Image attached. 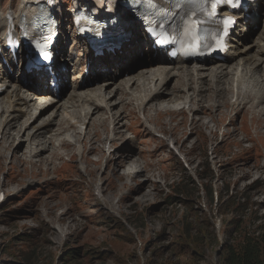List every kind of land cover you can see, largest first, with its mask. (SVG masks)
I'll use <instances>...</instances> for the list:
<instances>
[{"label": "rangeland", "instance_id": "374dc122", "mask_svg": "<svg viewBox=\"0 0 264 264\" xmlns=\"http://www.w3.org/2000/svg\"><path fill=\"white\" fill-rule=\"evenodd\" d=\"M19 1L0 0V9H16ZM61 4L63 7L72 6L71 0L67 3L64 0ZM62 11L66 16L68 10L63 8ZM65 16L63 29H68L67 19L70 16ZM255 30L258 32L255 40H258L263 34L264 20ZM74 40L72 31L63 39L64 53L72 62L66 77L69 89L61 94L62 100L69 98L74 84L72 80L84 71V62L76 61L81 56L79 50L73 47ZM140 45L138 50L129 53L133 54L132 57L124 58L126 63L123 65L130 66L132 73L141 69L143 61H148L149 49ZM236 63L238 59L226 66ZM195 65L188 64L189 68ZM215 66V62L209 65L212 68ZM113 67H117L116 71L113 68L112 71L118 80L123 78L119 67ZM241 67L245 68V65ZM18 69L19 66L11 71L13 78H17ZM239 69L240 66L236 65L234 71ZM104 70L100 69L92 76L93 84L104 82L103 75L107 73ZM260 70L264 71L262 67ZM246 73L242 70L239 73L241 79L237 81L234 80L238 77L237 73H232L230 78L228 76V81L224 80L225 89L220 94H229L228 83L234 84L232 88L236 85L242 88L233 92L248 91L250 99L247 98L249 94H245L249 102L246 112L222 108L220 111L213 110L212 114V104L217 105L222 100L215 97L210 89L202 95L210 97L209 101H201L205 106L210 105L202 112H194L192 108L195 105L192 103L185 107L186 111L182 109L174 113H170L165 106L159 110L148 108L145 115L152 121L147 126L154 133L137 132V136L135 129L144 128L145 118L137 114V103L131 98L123 108L124 112L121 107L125 102L122 106L121 94L117 91L112 100L119 101L114 112H120V116L116 114L110 118V113H98L97 117L101 119L94 118L92 128V120L89 119V124L82 127L83 130L91 128L88 140H91L95 130H99V133L96 132L98 137L95 134L91 143L101 151L91 153L87 160H80L76 155L80 142L76 144V149L59 150L60 139L57 138L52 147L58 155L47 152L35 156L38 146L28 141L11 160L14 150L11 146L15 144L17 147L19 140L8 138L2 142L0 139V193L3 192L5 198L0 203V264L16 261L19 253L30 251L31 247L37 264H55L53 260L70 249L79 253L77 264L80 260L83 264H146L152 261L159 264L162 260L166 264H223L221 245L224 242L235 246L242 242L244 233L256 237L264 234V77L258 80ZM112 88L115 91V87ZM8 90L2 94L4 99ZM132 95L135 96H128ZM239 98L244 99L243 94H239ZM237 99L233 101L235 104ZM227 101L228 98H225L224 102ZM257 101H262L259 106H255ZM180 102L182 100L175 104ZM75 105L78 107L73 108L70 115L77 121L79 104ZM63 113L60 109L55 125L64 116ZM158 113L162 116L156 119ZM229 118H232L231 124H228ZM26 120L27 117L23 116L10 132L15 135ZM39 121L40 118L35 124ZM116 127H120L121 131L117 135ZM71 132L72 136L66 135L69 132L64 134L67 136L65 140L73 141L74 130ZM113 139L116 140L112 143ZM171 140L176 142L173 147L169 144ZM127 148L132 149L133 158H128L125 165L115 170L119 160L111 166L110 159H117L116 153L120 159L121 154L129 152ZM237 156L247 158L241 160ZM106 160H110L107 168ZM83 164L85 170L81 167ZM136 164L141 165L143 172L133 178L131 175L134 172L130 174L128 171ZM54 168L58 169L57 173L53 172ZM6 171H10L9 174ZM247 172L249 175L244 176ZM99 179L105 191L104 204L111 209L98 200L94 184ZM256 180L262 183L253 186ZM31 181L33 184H29ZM211 191L214 197L212 204L209 199ZM14 192L17 194H11ZM220 192L223 199L228 192L232 193L240 205L247 201L246 208L238 213H224L222 208L224 214L219 215L216 207ZM186 221L192 224L191 237L185 228ZM238 221L242 224L237 230L233 222ZM205 230L209 232L207 235ZM26 235L33 236L35 243L24 245L17 241V238ZM201 237L203 240L198 242ZM89 252L105 254L102 259L98 255L91 259Z\"/></svg>", "mask_w": 264, "mask_h": 264}, {"label": "bare ground", "instance_id": "6f19581e", "mask_svg": "<svg viewBox=\"0 0 264 264\" xmlns=\"http://www.w3.org/2000/svg\"><path fill=\"white\" fill-rule=\"evenodd\" d=\"M44 1H48V0H20L17 9L14 12L16 23H18L20 19L23 17H27V18L31 17L35 7H37L41 2ZM56 1L57 3L59 2L58 0ZM90 1L96 2V0H90ZM112 1L115 3L118 0H112ZM71 3L74 4V7L69 9L70 14H72L75 11L76 6L94 5V4L90 5L86 0H71ZM263 4H264V0H262V5ZM99 7L100 8L105 7L104 2H101ZM109 12H114V13L119 12L121 13V17H124L123 11L119 9L118 6L111 5ZM101 13L103 14L104 12L101 11ZM238 19L240 20V23H238V26L240 28H237L234 31V35L236 38L230 39L231 44L229 46V51L226 54V59L217 62L211 60L212 62H216L215 63L216 66L213 68L209 67L211 63H206L207 61L189 68L188 62H184L179 59L169 61V59L164 53L150 48L151 54L149 53L148 61L147 60L143 61L141 69L137 72L132 73L133 69L130 68V66L127 67L123 65V63H126L124 58L126 59L128 57L127 55H130V57H132L133 54H129V53L138 50L139 47L141 46L140 44H143V42L138 43L137 41H136L137 43L136 42L132 43L133 40L135 39V37H133L129 39V42L127 41V43L123 45L125 51L126 50L129 51L125 52L124 54L118 55L115 61L116 63L103 64L102 67L106 68L108 73L104 77L105 79L102 84H98V85L93 84L92 82L94 78L91 77L92 75L86 76L85 72L83 73L82 71V73L76 79L74 78L72 80V82H74V84L72 85V91L70 92L69 98H64V100H62L60 97L61 92L58 95L57 94L51 95L50 89L35 87L31 85V81H29V77H33L32 75L38 76L37 79H35V81L43 82V79H41L42 77L41 72H28L25 66L23 67L21 66V68L18 69L17 78L15 77L13 78L12 74L7 69L8 67L3 64L2 57H0V69L2 73V77L0 79V86L1 85L6 86L5 90L2 93H0V111H1L0 128L2 126V131H1L2 137L0 139H2V142H6L8 138L19 140L17 147L15 146V144L11 146V148H14V150L12 149V156L10 157V159L11 160L15 159L14 157L18 155L17 152L20 149V147L23 145V143H28V141L33 146L34 144L38 146L34 152L35 156H42L45 155V153L47 152L51 153L52 155H58L57 151L52 147V143L54 142V139L57 138L60 139L58 145L59 150L66 151L69 150L70 147L76 149L77 147L76 144L80 142L81 147H78L76 149V155L77 157H80V160L83 159L87 160L91 153H94L95 151L98 150L101 151L100 149H97L94 146L95 145L94 143H91L94 140V136L96 132L99 133V130H95L93 132V137H91V140H88L90 129L93 127L94 118L101 119V117H97L98 113H110L109 114L110 118L115 117L116 114L119 115L120 113V112H114V109L119 104V101L117 102L115 100L114 101L112 100L113 97L116 96L117 91H120L121 94L120 102L122 103V106H123V102H125V105L121 107V109H123L127 104H129V101L132 99L137 103L136 105L137 114L139 116H144L145 118V120H143L144 128H142V130L135 129L136 136L137 134H139L137 132H143L145 134H147V132L154 133V131L151 128H149V126H147V123H151L152 121V119L149 120L145 115V112L148 108H154L156 110H159L161 108H164L165 106L170 113H174L182 109L186 111L185 107L188 108L190 106L188 104L192 103L193 105H195V107L192 108L194 112H198V111L202 112L205 109H207L206 107L210 106V105L205 106L201 102L203 99L209 101L210 98L209 96H202V95L206 92V90H210V89L212 90L211 93L213 92L212 94H215V97H218L219 100H222L217 105L212 104L211 106L212 114H213V110L220 111L222 108H227V109L230 108L231 110H237L240 111L241 113L243 111L246 112V110L249 107V102L245 99L246 98L245 94H249L248 91L243 90L244 92L242 91V93L233 92L234 89L240 91L242 90V88L237 87L236 83H235L236 87L232 88L234 84L228 83V87L230 90L229 94H225V95H220V94H222L226 86L224 80L228 81L227 77L229 76L230 78L232 73L238 74V77L234 79L236 81L241 79L239 77V73L242 70H246L247 71L246 75L250 73L254 75L258 80L259 78L264 77V71L260 70L261 67L264 69V31L261 37L258 40H255L257 39L258 32H255L256 30L249 31L250 27H252V23H253L252 19L246 18L245 14L238 15ZM64 20L65 19L62 18L61 24L64 22ZM5 23L6 20L4 19L1 20L0 23L1 29L5 28ZM74 42L75 44H73V47L79 50V56H81V58H77L76 61L78 62L82 60L86 62L88 60L87 62L91 66H93L92 62L95 61V65L92 68H90V71L91 73L96 72V69L98 68L99 65L98 63H100L99 60L88 59L89 56L84 54L85 49L82 39H79L78 37L75 36ZM150 46L151 43H149V47ZM62 52H63V47L60 49L61 54ZM68 57L69 56L66 55L63 58L69 60ZM237 59H238V63L234 65L232 64L230 67L226 66V64H229L233 61H237ZM60 62H62V58L59 60L58 63ZM155 64L157 65L155 66ZM236 65L240 66V69L234 71ZM244 65L245 68H242L241 66ZM113 66L119 67V69L122 71L121 73L123 74V78H120L118 80V77H116V74L112 71V68L114 71H116L117 67L114 68ZM59 67L60 64L58 65V68ZM76 70L77 69H74V72H77ZM27 74H32V75H27ZM99 75L102 74L99 73ZM66 76H67V72L63 71L61 83L64 84L63 78L65 79ZM88 77H91L90 81L88 80ZM117 80L119 82L118 83L116 82L117 84L114 83ZM229 81L234 82L232 80ZM172 82L173 84L171 86ZM112 87H115V91ZM9 88L10 90H8ZM68 89H69L68 85L65 86V88L62 89V94L63 92L68 91ZM7 90H8V94L4 99L2 97V94ZM129 94H135V96L132 95L131 97H129L128 96ZM239 94H243L244 99L242 98L237 99L239 97ZM225 98H228V101L226 103L224 102ZM247 98L250 99V94L247 96ZM236 99L237 101L235 104V102L233 101ZM180 100H182V102L175 104L176 101H180ZM260 102L262 101H257L255 106H259ZM76 103L79 104V109L76 114L78 120L74 121L71 118L70 114L73 108L78 107L75 105ZM60 109H62V111L64 112L63 113L64 116L55 125L54 120ZM123 111L125 112L124 109ZM130 111L131 110H129V113ZM3 113H4L3 121H1V116ZM93 115L95 116L93 117ZM23 116H26L27 120L22 126H19L18 132L15 135H13V133L10 132V130H12L14 126L19 124V121ZM161 116L162 115L158 113L156 115V119H158ZM39 118H40L39 123L35 124L36 120H38ZM87 119L92 120L91 128L88 130L87 129L88 127H86L85 130H83L82 127L89 124V121H87ZM29 122H31L32 124H29ZM231 122H232V118H229L228 124H231ZM80 124L83 126H80ZM117 124H120V122H117ZM122 126L123 124H121V127ZM119 128L120 127L115 128V135L121 132L119 131ZM7 129L9 130L8 136L5 137ZM237 129L240 130L241 128H237ZM71 130H74L72 137L73 141H67V139L65 140V137L72 136ZM68 132L69 134H66L67 136H64V134ZM96 137H98V134H96ZM115 140L116 139H113L112 143L115 142ZM32 141L34 142V144ZM222 142L219 143L216 147L218 148L219 146H221ZM10 143L11 141L9 142V146ZM175 143L176 142L173 140L169 141L170 145L171 144L174 145ZM48 147L49 150L46 151ZM1 149L2 148L0 147V157L2 156ZM127 149L129 152L121 154L120 159L118 153H116L115 156L118 157L117 159H113V158L110 159L112 162L111 166L112 164H114L119 160L114 167L115 170L117 167L125 165V162L128 158H133L132 149L130 148ZM39 150L43 153H40ZM74 155L75 154L73 153V156ZM237 157L242 158V156H237ZM246 158L247 157H243L241 160H244ZM11 160L9 162H11ZM110 160H106V168L108 167V163ZM30 163L32 164L33 162L30 161ZM85 164L87 165L86 162ZM81 167H83L85 170L86 166H84L83 164V166ZM132 168L128 171V173L132 174L134 172V174L131 175L133 176V178H137V176H139L140 173L143 172V170L141 169V165L136 164L135 167L133 169ZM90 170L91 169H89V171ZM6 172L9 174L10 171H6ZM53 172L57 173L58 169L54 168ZM247 175H249L248 172L244 176ZM29 184H33V181H31ZM94 185H95L94 190L97 193L98 200L102 201L101 203L104 206L111 209V207L104 204L105 200L103 194L105 193V191L102 186V180L99 179V181H97L96 184ZM24 186L25 185H23V187ZM11 194H17V192Z\"/></svg>", "mask_w": 264, "mask_h": 264}, {"label": "trees", "instance_id": "16d2710c", "mask_svg": "<svg viewBox=\"0 0 264 264\" xmlns=\"http://www.w3.org/2000/svg\"><path fill=\"white\" fill-rule=\"evenodd\" d=\"M257 183H262L261 181L256 180L253 183V186ZM209 199L210 203L212 204L214 201L213 193L212 191L209 193ZM238 201V200H237ZM218 207H216L217 213L219 215H222L224 213H228L231 211L232 213H238V211H241L244 209V207L247 205V201L244 202L242 205L239 204V201L236 202V196H233L231 193L226 194V198L223 199V196L220 192L217 198V203ZM187 203V202H186ZM216 203V204H217ZM217 206V205H216ZM224 208L225 212L222 213L221 209ZM246 208V207H245ZM234 211V212H233ZM223 219V218H222ZM222 224L224 225V221L222 220ZM242 222H233V225L235 228L240 229ZM185 228L188 231V235L191 237V228L192 224L189 221H186ZM193 230V229H192ZM206 235L209 233L207 230ZM202 234V235H205ZM216 242L217 238L215 237ZM203 238H199V241H202ZM17 241L19 243H23L24 245H30L35 243V239L33 236H20V238H17ZM190 242L191 239H190ZM239 244L237 245H229L224 242L221 245L222 251H224V260L223 264H264V234L259 235L258 237L256 236H250L244 233L242 235V242H238ZM33 251V252H32ZM35 253L34 249L31 247L30 251L25 250L24 252H21L17 255V260L16 261H8L5 264H37L35 261ZM105 253H88L91 259H95L96 255L100 259L104 257ZM95 256V257H94ZM80 259L79 253L76 249H70L68 251H64L63 253L59 254L58 257H56L53 262L55 264H77L76 261ZM79 264H83L82 260H80ZM146 264H154V262H147ZM157 264V263H155ZM159 264H166L164 260H162Z\"/></svg>", "mask_w": 264, "mask_h": 264}, {"label": "snow or ice", "instance_id": "6c2138e0", "mask_svg": "<svg viewBox=\"0 0 264 264\" xmlns=\"http://www.w3.org/2000/svg\"><path fill=\"white\" fill-rule=\"evenodd\" d=\"M48 2L51 3L52 0H48ZM171 2L178 4L180 0H171ZM239 3L240 0H214L212 7L215 9L217 4H232L235 6V5H239ZM130 7L134 15H137L138 17H141L145 20L150 19V14L152 16H161L166 11L163 7H158V5L154 2V0H130ZM234 22H235L234 19L229 17L224 20V25L225 27H227L228 25L234 24ZM33 26L37 28V32H38V35L34 39L35 47L38 48L41 53H43L45 44L49 40V37L47 35H44V31H43L44 26H46V23L45 25L42 26L37 22H33ZM161 27H163V25H161ZM148 30L151 32L152 35L155 36L163 35V33L161 32H155L152 31V29H148ZM182 30H183V26H182ZM224 34L227 35V32H225ZM24 35L27 36L28 33L25 32ZM96 35L99 36L100 33L97 32ZM156 42L160 44H164L167 41L165 39H159ZM18 50H19V46H17L16 51ZM43 59H48L46 53L43 54L42 60ZM34 67L36 68L37 71L48 70V66L43 65L42 61L34 63Z\"/></svg>", "mask_w": 264, "mask_h": 264}]
</instances>
